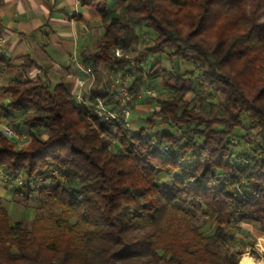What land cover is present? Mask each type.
<instances>
[{
  "label": "trees",
  "instance_id": "1",
  "mask_svg": "<svg viewBox=\"0 0 264 264\" xmlns=\"http://www.w3.org/2000/svg\"><path fill=\"white\" fill-rule=\"evenodd\" d=\"M256 1L79 0L103 29L95 53L80 61L94 73L100 63L128 73L131 93L160 77L167 95L133 134L93 113L96 97L114 108L104 84L90 90V103L45 77L1 88L10 102L0 116H19L29 132L18 145L0 131V180L16 183L15 203L56 214L50 226L38 217L27 228L10 222L0 199V264H238L240 251L221 255L210 244L241 245L233 230L244 222L264 235V21ZM130 23L152 35L135 65L113 55L136 38ZM199 69L219 93L216 104L192 79Z\"/></svg>",
  "mask_w": 264,
  "mask_h": 264
},
{
  "label": "crops",
  "instance_id": "2",
  "mask_svg": "<svg viewBox=\"0 0 264 264\" xmlns=\"http://www.w3.org/2000/svg\"><path fill=\"white\" fill-rule=\"evenodd\" d=\"M102 32L97 12L91 7L81 6L79 0H0V105L6 106L10 102L2 87L12 81L35 80L38 77H45L53 84L62 82L74 95L80 93V101L90 103L86 86L78 83L79 80L85 82L86 76L72 65V61L74 57L80 61L82 53H95ZM129 63L135 65L134 62ZM107 70L109 76L103 78ZM117 75L120 74L115 73L111 65L100 63L93 88L104 84L111 92L113 78ZM160 83L161 78L156 77L136 84L132 108V116H135L128 123L131 133L144 126L143 119L156 108H151L146 95L140 90L144 86L158 87ZM5 126L27 139L29 128L16 119L8 121L0 116V131ZM159 126L171 130L164 123ZM21 144L18 142V145ZM14 190L11 184L0 180V199L18 206L13 201ZM12 210L16 211V207Z\"/></svg>",
  "mask_w": 264,
  "mask_h": 264
},
{
  "label": "rangeland",
  "instance_id": "3",
  "mask_svg": "<svg viewBox=\"0 0 264 264\" xmlns=\"http://www.w3.org/2000/svg\"><path fill=\"white\" fill-rule=\"evenodd\" d=\"M256 2H258L257 6H256L257 7L256 10L258 12V20L261 22V21H264V0H259ZM245 6L247 9L249 7H251V5L248 2H246ZM115 10H116V13L119 15L120 7L116 6ZM119 16H121V15H119ZM129 26H130V28L133 29V32H134L136 38L130 42V44L127 48H124V49L119 48V56L118 57H125L129 61L133 62V58L135 56H137L144 48H146L152 44V42H151L152 35H151V31L141 23H130ZM126 36H131V31H127L126 34L123 35L124 38ZM114 51H113V55H114ZM120 53H121V55H120ZM159 59L161 60V66L163 68L169 69L171 67V64L169 63L168 60H166V58L164 56L160 57ZM108 71L109 70H107L105 72V74L102 75L103 78H107L109 76L107 74ZM193 76L194 77L192 79L200 85V87L202 89L201 92L205 95L207 94V96L209 97V100L212 101L214 104H216L220 98L219 93L216 90H214L212 87H209L204 82V79L202 77V70L199 69L198 71H196L195 75H193ZM148 87L151 89V94L146 95V98L148 99V103L150 104L151 108L156 107V105L158 104V101L162 97H166L167 92L166 91L164 92V90L159 91L158 87H154L151 85ZM140 91H142V90H140ZM209 94H210V96H209ZM190 97H192V94L189 93L186 95L187 99ZM133 101H134V99H133ZM206 111L208 112L209 116L216 115V112H217V110H215V109H213L212 111L209 112L208 108H206ZM133 116H135V114ZM133 116L131 114V116L128 118V120H127L128 123L133 118ZM15 119L18 121L19 116H17L16 118H14L12 120L14 121ZM255 132H257V128H254L252 133H255ZM25 140L20 141V142L23 143ZM237 143H238V146L235 147V149H237L238 152H240L243 148L242 140H238ZM252 143H254V142H252ZM262 153L263 152H260V154H262ZM164 183H167V181ZM11 186L13 188H16V183L13 182L11 184ZM2 203L8 211L10 222H13L15 220H21L23 222V225L27 228L30 227V222L33 219H36L38 217L42 218V223L45 226H50L54 220V215L56 214V210L53 207H47L46 206V207L42 208L41 210H35V209L29 210V209H26L27 207L23 206L24 204H22V202L18 203L19 204L18 206H17V204H12V202L8 201V200H4V201H2ZM21 206H23V207H21ZM15 207H16V211L12 210ZM240 225L244 226L246 229H243V231H239V232L236 230H233V231H234L235 239H240L243 241L241 245H238L237 243L232 244V242H231V244H229V246H222V245H215V244H210V246L221 255H225L226 250L228 252L232 251L233 253L236 251H240V255L237 256L238 264H249V263H251V264H264V235L257 231V229L255 228V226L252 222H244V223H241ZM247 231L249 232V236L244 237L246 235L245 232H247Z\"/></svg>",
  "mask_w": 264,
  "mask_h": 264
},
{
  "label": "built area",
  "instance_id": "4",
  "mask_svg": "<svg viewBox=\"0 0 264 264\" xmlns=\"http://www.w3.org/2000/svg\"><path fill=\"white\" fill-rule=\"evenodd\" d=\"M115 56H119V48L115 49L114 51ZM121 55V53H120ZM72 65L77 67L82 73L86 76V81L79 80L80 86H86V90L88 93L93 88V85L95 83V73L94 71L88 67L85 66L83 63H81L78 59L75 57L73 58ZM131 77L128 73H123L120 75H117L113 78V85L110 87V91L113 93V99L114 102L117 105V108H111L108 107L104 102L96 97L92 101V109L93 113L100 118L104 119H111L115 121L122 122L126 128H128V118L132 114V103L134 99V93H131L129 91V84H130ZM141 93H144L145 95L151 94V89L148 86H144ZM78 100H81L80 93L75 95ZM3 132L14 139H16L18 142L24 140V136L16 131H14L12 128L5 126L3 128ZM158 149L162 152L166 151L165 147L159 146ZM1 175V171H0ZM17 183L20 185L22 184V179L18 178Z\"/></svg>",
  "mask_w": 264,
  "mask_h": 264
},
{
  "label": "bare ground",
  "instance_id": "5",
  "mask_svg": "<svg viewBox=\"0 0 264 264\" xmlns=\"http://www.w3.org/2000/svg\"><path fill=\"white\" fill-rule=\"evenodd\" d=\"M249 264H251V263H249Z\"/></svg>",
  "mask_w": 264,
  "mask_h": 264
}]
</instances>
